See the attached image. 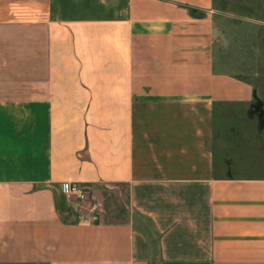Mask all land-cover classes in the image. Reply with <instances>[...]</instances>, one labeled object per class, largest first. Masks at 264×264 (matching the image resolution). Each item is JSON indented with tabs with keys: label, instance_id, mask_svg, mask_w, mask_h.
<instances>
[{
	"label": "crops",
	"instance_id": "0c3cea01",
	"mask_svg": "<svg viewBox=\"0 0 264 264\" xmlns=\"http://www.w3.org/2000/svg\"><path fill=\"white\" fill-rule=\"evenodd\" d=\"M0 264H264V19L0 0Z\"/></svg>",
	"mask_w": 264,
	"mask_h": 264
},
{
	"label": "rangeland",
	"instance_id": "374dc122",
	"mask_svg": "<svg viewBox=\"0 0 264 264\" xmlns=\"http://www.w3.org/2000/svg\"><path fill=\"white\" fill-rule=\"evenodd\" d=\"M213 8L220 11H229L231 15L243 14L264 19V0H213ZM68 198L75 200L73 197ZM78 203L87 205L88 198L78 200Z\"/></svg>",
	"mask_w": 264,
	"mask_h": 264
},
{
	"label": "built area",
	"instance_id": "2783aa9c",
	"mask_svg": "<svg viewBox=\"0 0 264 264\" xmlns=\"http://www.w3.org/2000/svg\"><path fill=\"white\" fill-rule=\"evenodd\" d=\"M60 193L68 198L74 197L77 200H82L86 196V189L78 182L74 181H61L58 184Z\"/></svg>",
	"mask_w": 264,
	"mask_h": 264
}]
</instances>
